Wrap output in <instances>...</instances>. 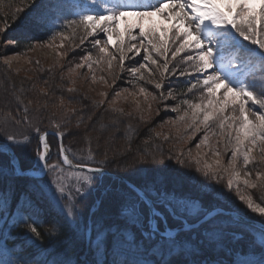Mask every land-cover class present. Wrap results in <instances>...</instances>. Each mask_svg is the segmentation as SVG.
Returning a JSON list of instances; mask_svg holds the SVG:
<instances>
[{"label": "snow or ice", "instance_id": "6c2138e0", "mask_svg": "<svg viewBox=\"0 0 264 264\" xmlns=\"http://www.w3.org/2000/svg\"><path fill=\"white\" fill-rule=\"evenodd\" d=\"M22 3L12 13L13 23L48 34V47L59 37L58 47L63 48L69 38L65 31L54 30L57 20L73 37L77 29L83 31L77 47L104 34L103 42L92 41L97 60L86 52L68 69L73 85L77 69L106 63L115 81V69L122 72L126 60L140 56L139 67H129L131 83L139 86L143 81L160 93L139 86L146 102L159 100L167 111L162 89L177 73L189 78L180 95L191 94V99L182 98L172 108L175 112L183 106L181 114L166 122L175 128L174 136L171 130L149 129L153 135L144 141L146 147L133 152L137 130L127 124L123 148L116 146V132L121 117L131 119L134 113L114 107L115 99L109 101L107 92L91 106L83 102L87 97L76 101L69 95L67 103L76 101V106L66 107L64 91L74 93L75 87L44 80V87L21 81L0 90V264H264V167L255 166L253 154H264V0H93L104 5L103 12L68 15L63 0ZM10 27L5 22L0 32ZM100 80L114 86L103 76ZM50 109L62 110V118L57 120ZM98 109L119 115L105 124ZM134 111L140 122L151 121L150 102L147 113L139 104ZM45 118L55 131L41 130ZM70 126L88 144L80 155L63 143ZM8 127L31 131L18 137ZM109 128L115 131L105 136ZM202 129L194 147L212 152L213 163L200 151L193 155L182 146ZM50 137L59 141L54 163ZM159 139L170 144L167 154L163 143L152 147ZM241 159L249 169L246 178L237 170ZM132 168L135 173L130 174ZM132 174L139 179L133 180ZM249 189L258 191L259 202ZM49 207L59 219H47Z\"/></svg>", "mask_w": 264, "mask_h": 264}, {"label": "rangeland", "instance_id": "374dc122", "mask_svg": "<svg viewBox=\"0 0 264 264\" xmlns=\"http://www.w3.org/2000/svg\"><path fill=\"white\" fill-rule=\"evenodd\" d=\"M5 1V2H4ZM12 5H8L7 0H0V28L5 27V22L7 24H11L12 27L17 25L19 21L16 23H13L12 21V13L15 11L17 7H24V4L22 3V0H12ZM99 4V5H98ZM100 6V3L93 4V0H88V3L83 5V8L81 10L88 11L90 10L92 14H95L97 12H100L98 9ZM80 10V11H81ZM21 17L24 16V13H19ZM157 20L161 18H156ZM121 27H123V24H121ZM11 30V27L8 28L6 32H0V90H2L5 86L3 82V77L12 76L14 79L13 82H15L18 86L21 81L25 83L26 86H30L32 81H35L38 85V87H44L43 81L41 80L42 74H46L48 76L52 75L55 77L52 81L49 80V83L52 85H60L63 84L65 89L67 87H75L76 92L74 93H68L66 90L64 91V97L66 101V107H73L76 106V102L73 101L72 104L67 103V98L69 95L74 96L76 100H80L82 97H87L83 102L85 104H88L89 106L92 105L93 101H99L103 99V97L100 95L101 92H107L108 100L115 99V105L116 108H122L125 113L127 112H133L134 117L129 118L127 116L121 117L123 120V123H119V132H116V146L118 148H123L126 146V137L124 135L125 128L127 124H131L138 132V135L134 137V141L132 143V149L133 152H135V148L138 149V146L140 145L143 149L146 147L144 144V141L148 139L150 135H153L149 132V129H155L156 131H161L163 133H169L171 130V134L175 135V128H171L170 124H166L167 121L172 120L175 118V116L181 114L183 110V106H181L180 111H172V108L176 107L182 98H189L191 99V94H189L187 97H183L180 95V93H183L186 88L185 84L188 85L189 78L187 76L180 77L179 74L172 76L170 80L166 81L165 87L162 89L163 97L167 101V111H165V105L163 103H160L159 100L157 101H151L149 99L148 102L145 101L144 97L142 95L138 94V87L143 86L148 89V91L153 92L157 96L160 95L159 92L154 90L152 85L146 84L143 81L140 82L139 86H133L131 83L132 77L129 72V67H139V64L136 63V61H141V57L138 56L135 58V61L132 59H128L125 62L123 71L119 68H116L114 71V75L118 78L113 81V76L109 75L107 71V65L106 63H100L99 66L94 64L92 70H88L87 68H80L77 69L75 73L72 74L71 80L75 81V84L73 85L71 81L68 79V69L75 66V64L80 62L81 56H83L86 52H91L93 60H97L99 58L98 49L93 48L92 41L95 39H100L103 42L104 34L98 33L94 37H89L86 39L85 43L77 47V45L80 43V38L83 36V31L81 29H77L76 36L73 37L71 35V32L68 30L66 35L69 37L68 40L64 42V47L60 48L58 45L60 44V38L57 37L56 41L54 42L52 47L46 46L47 42L49 40H43V41H37L32 43L33 45L31 47H24L25 49L20 48L19 46L15 45V43H11L9 40V37L7 35L9 34ZM137 46L139 47V44L137 43ZM68 52L67 56L61 57L59 54L62 52ZM110 52H114V54L118 55V52H116L115 49L112 47H109ZM132 54L129 53V56ZM4 60H8L9 63L5 64ZM36 61H39V64L35 63ZM37 69H42L43 71H38ZM44 72V73H41ZM61 75L65 77V79L61 80ZM139 75V73H137ZM93 76H95V80H93ZM103 76L107 81L109 85H113V87H108L106 84L101 82L100 77ZM124 88H128L129 92L125 93L123 92ZM121 92L122 95L120 97H116L115 93ZM131 93V94H130ZM171 93V95H170ZM31 93H29V98H31ZM60 90L57 89L55 92V97H59ZM151 103L152 105V119L149 123L145 124L139 121V116L135 114V108L136 105L139 104L141 109L145 110V113H147L148 109V103ZM108 107V102H105L104 108ZM159 108V114H156V109ZM5 110V109H4ZM3 110V111H4ZM51 111L56 112V119L59 120L62 118L61 112L62 110L59 109H50ZM98 113L101 114V118L105 124H110V122L119 114L113 113L111 110L104 111L103 109H98ZM228 114H231L230 112ZM250 119H255V117L250 116ZM75 121L73 120V124ZM161 124H165V127L163 129L160 128ZM41 130L47 129L48 131H55V129L51 128L48 124L47 118H45L44 122L40 125ZM63 130V129H61ZM0 131H4V129L0 128ZM8 132L16 133L18 137L20 136L21 132H28L31 131V129L25 128H7ZM115 131V129L109 128L104 135L108 136L111 135L112 132ZM77 130L75 127L70 126V133L69 135L65 136L63 139V143L66 147H75L78 148L77 152H80L82 149H86L88 147L87 142L83 139V136L75 134ZM80 132H83V128L80 129ZM93 135H96V133H93ZM203 135V129L200 133L197 134L196 138L189 142L187 145H182L185 150L188 148L192 149L193 155L196 154L197 151H200L202 155H204L205 159L208 161V163H213L215 157L212 152L208 151L207 148H202L200 150L195 149L194 145L197 140L200 139V136ZM69 137V138H68ZM50 143L52 145V151L51 155L53 157L52 161L50 162H56L59 159L58 156V145L59 142L54 138H49ZM33 145L32 147L35 148L36 146V137L35 135L32 136ZM157 143H163V147L165 150V153L167 154L168 149L170 147L169 143H165L162 141V139L155 140L152 144V147H155ZM93 147H95V144L93 142ZM206 154V155H205ZM254 157L255 161L257 162L255 166L258 167H264V163H261L264 161V154H262L259 150L254 151ZM71 155V154H70ZM230 153L228 155L224 156V162L227 163L229 159ZM99 159V157H97ZM132 161V154H129L128 156V162L131 163ZM169 165H171L173 168H178L179 166L175 164V161H167ZM111 169H114V165H110ZM138 167H154L152 165H141ZM253 167V166H249ZM237 170L240 172L241 177H245V173L249 170L246 168L243 164L242 159L238 160L237 162ZM129 173H135V169H129ZM131 178L133 180L139 179L138 175L132 174ZM246 178V177H245ZM254 179V176H253ZM250 193L253 194V198L258 200L259 193L255 189H249ZM85 204L88 203V201H84ZM239 204V201H237ZM242 206V205H241ZM87 212L86 207H82L81 211ZM83 212V213H84ZM86 215V213H84Z\"/></svg>", "mask_w": 264, "mask_h": 264}, {"label": "trees", "instance_id": "16d2710c", "mask_svg": "<svg viewBox=\"0 0 264 264\" xmlns=\"http://www.w3.org/2000/svg\"><path fill=\"white\" fill-rule=\"evenodd\" d=\"M8 1V5H12V0H7ZM70 0H63L64 4H65V15L71 14V13H75V9H76V4L70 3ZM5 2V1H4ZM40 0H37V3L39 4ZM69 19H78V16L76 15H69ZM63 23L62 20H57L55 22V29L54 30H63L65 32H67L68 30H65L61 27V24ZM11 25V24H10ZM7 37H9L8 41L14 42L15 45L19 46L22 49H25L24 47H31L34 42H39V41H43V40H49V35L46 34L45 32H36L35 30L31 29L30 26H25L23 28H18L17 25H15L14 27L11 26V30L9 32V34L7 35ZM245 46L249 47L247 45V43L245 42ZM252 48H255V46H250ZM44 73V72H41ZM53 75V74H52ZM52 75L48 76L46 74H42L41 76V80H53L55 79V77H53ZM257 75H260L259 71H257ZM3 82H4V86H9L10 83L13 82L12 79H14L12 76H8V77H3ZM187 84H185V88H187ZM78 101V100H76ZM75 101V102H76ZM4 111H7L6 109ZM52 138V137H50ZM69 138V137H68ZM69 146L66 145V148H68ZM72 149V151L76 152L77 155L81 154L80 152H77V150H79L78 148L75 147H70ZM138 148L140 149L141 146L139 145ZM136 150V148H135ZM95 166V165H93ZM109 170L112 171L114 170L113 168L111 169V166L109 165ZM84 212V210H83ZM47 219H52V218H57L59 219L60 217L57 214V211L51 207H49L47 209ZM87 213V212H84Z\"/></svg>", "mask_w": 264, "mask_h": 264}, {"label": "water", "instance_id": "95a60500", "mask_svg": "<svg viewBox=\"0 0 264 264\" xmlns=\"http://www.w3.org/2000/svg\"><path fill=\"white\" fill-rule=\"evenodd\" d=\"M50 132H52V131H50ZM59 142V141H58Z\"/></svg>", "mask_w": 264, "mask_h": 264}]
</instances>
